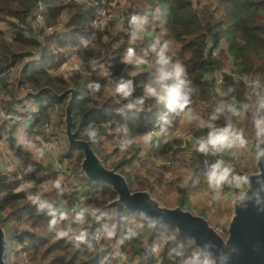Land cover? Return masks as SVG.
Masks as SVG:
<instances>
[{
	"label": "trees",
	"instance_id": "obj_1",
	"mask_svg": "<svg viewBox=\"0 0 264 264\" xmlns=\"http://www.w3.org/2000/svg\"><path fill=\"white\" fill-rule=\"evenodd\" d=\"M109 1L0 0V21L5 24L0 28V110L22 116L29 111L30 120L24 132L27 135L38 133L42 139L51 140L54 116L62 129L61 118L67 94L55 98L48 90H41L18 96L25 88L36 91L48 86L58 93L66 87H73L71 114L74 136L87 140L105 166L122 173L130 189L148 188L164 204L186 207V187L179 185L178 178H173L171 173L181 166H188L192 175L201 178V166L197 152L180 146V139L171 132L178 129L181 115L191 109H197L199 114L190 123V128L207 131L200 125L216 102L222 99L211 100L215 68H226L222 90L234 88L236 91L231 96H235L238 102L244 101L248 92L244 77L264 82V0H196L194 4L191 0H128L124 11L115 17L98 16L99 8ZM133 13L146 15L148 23L139 38L131 42L128 33ZM93 21H102L103 30L93 28ZM82 38H91L96 47H82ZM154 38L176 43L175 48L168 50V55L183 64L190 81L189 104L183 113H169L152 99H146L144 110L136 113L125 107L126 101L112 95L116 82L121 78L134 81L133 97L144 95V84L150 76L149 64L135 66L121 61L127 48L133 47L141 55ZM212 48L217 50L214 54ZM71 55L76 58L78 67L64 74L59 67ZM93 59L97 61L95 71L89 63ZM105 69L109 73L107 76L101 75ZM90 82L101 85V90L94 96L88 89ZM28 99L35 104V110L22 109ZM160 114H166L171 121V126L164 133L158 120ZM47 121L51 122V130L44 133L39 126ZM107 122H110V128L106 126ZM90 123L99 130L97 143L81 135ZM118 123L126 126L130 136L139 138L153 131L158 132L159 139L151 138L148 144L140 143L121 152L118 145L122 135L115 132ZM217 123L222 125L224 119ZM235 124L248 141L245 151L253 152L248 118L241 115L235 119ZM15 126L0 122V141L15 158L14 166L8 161L10 168L0 165V225L5 233V264H174L167 246L158 254L152 252L153 246L166 236L175 235L178 241L184 242L188 239L181 238L173 227L155 224L140 213L124 208L115 212L113 207L106 206L115 192L103 182H98L97 188L92 187L97 190L93 192L91 189L81 201L82 207H89L84 226L71 229L62 219L60 227L69 232V237L56 239L47 229L50 217L37 211L29 195L41 182L53 180L58 175L67 179L60 182L58 188L61 200L71 193V190L64 189L72 184L69 182L71 176L80 178L84 186L91 187V181L79 170L81 149L70 147L65 142V150L57 156L66 159L68 172L49 170L24 147V141L16 138ZM235 149L241 151V148ZM238 155L246 157L243 151ZM29 165L33 171L25 173ZM28 181L35 187H19ZM171 191L175 199L167 204L164 198ZM49 201L55 205L52 211L62 216L64 204ZM111 223L117 226L115 236L105 241L101 237L103 246L96 245L94 232ZM81 229L88 232L93 245L91 248L87 243L77 247L70 238L74 231ZM130 229L137 235L126 238ZM116 250L124 253L125 262H120L113 254ZM16 255L21 256L20 261L15 259Z\"/></svg>",
	"mask_w": 264,
	"mask_h": 264
},
{
	"label": "clouds",
	"instance_id": "obj_2",
	"mask_svg": "<svg viewBox=\"0 0 264 264\" xmlns=\"http://www.w3.org/2000/svg\"><path fill=\"white\" fill-rule=\"evenodd\" d=\"M103 15V13H100ZM148 20L146 15L133 13L129 19V37L130 41L134 42L139 38L140 33L146 30ZM93 28L103 30L104 24L102 21H93ZM81 45L84 48H95L91 38H82ZM149 54L152 59L149 60ZM122 63L133 64H149L150 76L149 80L144 84V95L133 97L135 92V84L132 79L121 78L116 82L112 95L119 97L127 103L125 107L129 111L136 113L144 110L146 99H152L158 106H162L169 113H183L189 104L188 92L190 91V81L187 79V72L183 64L179 61H174L168 55L167 45L162 43L159 38H154L148 47L142 50V54L138 55L133 47L126 49L125 55L122 57ZM90 65L95 71L97 61L91 60ZM108 70L105 69L101 75L107 76ZM243 82L248 92L244 101L238 102L235 96H231L236 90L229 87L227 91L217 89L218 95L222 97L212 107V111L206 120L201 123L202 128H206L207 132L197 137L195 151L208 157H217L211 163L206 164L203 172L204 179L207 182L208 188L213 192H219L225 187L233 188L236 191L233 194V203L241 204L247 198V175L238 172L236 168L223 158L225 151L233 148L246 149L248 141L244 135L237 129L235 119L244 115L248 118L251 125V133L256 142V157L264 155V82L256 78L244 77ZM90 94L93 96L101 90V85L98 82H90L88 84ZM230 99H225L227 97ZM119 103V100L117 101ZM221 118L224 119L222 125L218 124ZM160 121L161 132H166L171 126V121L166 114L158 116ZM118 135H122L119 141V149L121 152L127 151L134 145L140 143L148 144L151 141V135H145L143 139L130 136L126 126H118L115 129ZM86 136L92 143L99 142V130L93 123H90L81 133ZM235 156V153H233ZM33 171L31 165L25 169V173ZM35 187L31 181L25 182L23 189H31ZM56 188H60V182L55 183ZM29 200L36 206L39 213H43L50 217L47 224V229L53 233L56 239L69 237V232L60 227L62 219H68V214L63 217L59 212H53L52 208L55 205L49 201L43 194H30ZM88 210L81 209L74 213V222L80 225L84 222L85 214ZM116 224H105L96 233L94 239L99 241L101 237L104 239H112L115 236ZM137 235L131 229L126 238H131ZM70 238L75 245L79 247L81 243H87L91 248L93 245L88 239L86 230L73 232ZM168 247V254L174 260V264H227L226 258L218 261L213 253L211 246L203 247L195 244L194 238H189L187 242L178 241L175 235L163 237L160 242H157L152 248V252L158 254L163 248Z\"/></svg>",
	"mask_w": 264,
	"mask_h": 264
},
{
	"label": "water",
	"instance_id": "obj_3",
	"mask_svg": "<svg viewBox=\"0 0 264 264\" xmlns=\"http://www.w3.org/2000/svg\"><path fill=\"white\" fill-rule=\"evenodd\" d=\"M191 1L193 4L196 2ZM41 90H48L55 98L67 94L61 118L66 143L81 149L79 170L82 175L92 182L106 183L115 192V196L105 203L106 206L113 207L115 212L124 208L132 213H140L144 219L155 224L173 227L181 238H194L197 246H211L218 261L226 258L227 264H264V155L257 158L255 153V170L244 173L247 175V198L243 203L236 204L231 197L230 212L220 232L204 216L179 204L162 203L148 188L130 189L122 173L105 166L87 140L75 137L71 114L73 87H66L58 93L48 86L36 91L25 88L18 97ZM250 146L256 150L252 133ZM4 238L5 233L0 225V264H5Z\"/></svg>",
	"mask_w": 264,
	"mask_h": 264
},
{
	"label": "rangeland",
	"instance_id": "obj_4",
	"mask_svg": "<svg viewBox=\"0 0 264 264\" xmlns=\"http://www.w3.org/2000/svg\"><path fill=\"white\" fill-rule=\"evenodd\" d=\"M111 2L113 3L111 5V8L113 10H115V14L118 15L122 10L124 11L128 0H111ZM62 16H64V15L62 14ZM4 27H5V24L0 21V28H4ZM162 43L166 44L167 48L169 50L171 49V46L173 45L172 41L171 42L162 41ZM148 58H149V60L152 59L151 54H149ZM74 67H78V64H77L76 58L71 55L69 57V59H67L65 62H63L60 65L59 70L65 74V72H67L69 69H73ZM138 69H140V67ZM23 105H24L22 108L23 110H31V109H34V107H35V104L32 103L31 99L24 101ZM28 115H29V111H28V113L23 115V117H26ZM56 120H57V117L54 116V119L52 120V127L53 128L51 130L54 133V135H52L53 138L51 139L52 144L50 147L51 149H53V152H54V154L52 153L53 158L58 157L57 155L59 153L63 152L66 148V144H65L66 140H65V137H64V134L62 131L63 124H62V129H61V126L59 124H57ZM5 122L7 124H10V125H16L15 126L16 138L19 141H24L25 147L27 149H29L30 151H36L38 148V152L40 151L39 147H38L39 144H36L37 141L33 139V136L35 133L27 135L26 132H24V128H25L26 124L23 122V120L20 122H16V123H9L7 121H5ZM188 123H189L188 121H186V123L182 122L181 124L179 122L178 128L182 129V130H189L191 128H190V126H188ZM20 124H21V126H19ZM183 125H186V126L184 127ZM41 126L42 125L39 126V129L42 128ZM61 131H62V133H61ZM37 135L39 136V138H41V136L38 133H37ZM145 135H151V138H156V139L158 138L159 139V136H157L158 132H153V131L141 135L138 139L142 140ZM142 151L140 152V154H142ZM241 151H243V153L245 154L246 157L245 158L239 157V163L234 167L236 168V170L238 172H241L243 174L247 173V172L254 171L255 170L254 155L256 153V150L254 149V151L253 152L250 151V153H247L245 151V149H241ZM241 151H240V149H238L239 153ZM1 154H5L4 155L5 157H2L3 159H0V160L3 161L5 159V161H7L9 159L10 162H12V165L14 166L15 158L12 156L10 151L6 147H4V145L0 141V157H1ZM107 163H108V161H107ZM0 165L4 166V165H2V163ZM169 174H170V172H168L167 175H169ZM171 175H174L173 178H175V177L178 178L177 183L179 185L186 187V195H187L188 205H184V206H186L184 208H187L194 213H198V214L204 216L212 226L222 227L227 216L229 215L230 199L234 193L231 195H228L227 197H224V200L221 199V197H222L221 194H219L215 198L213 196L211 190L208 188L207 182L204 180V178L202 176H201V178L198 177L199 179L196 178L194 175H192V171H191L190 167H188V166H181L177 171L174 170L171 173ZM69 176H71V175H69ZM72 179H73V177L71 176L70 181H69L70 183H72ZM66 180L67 179H65L63 176L58 175L56 180H54V183H56L57 181L62 183V182H66ZM49 182L52 183L53 181H49ZM86 183H88V182H86ZM24 184L25 183L21 184L19 187H22ZM78 184L81 186L85 185V183L82 182L80 178H78ZM98 184H100V183H95V182L91 181V187H89L88 185H87V187L89 190H91L92 187L97 188ZM36 188L39 191H43V189H41V188L39 189V186H36ZM96 190L97 189L93 190V192H95ZM48 191L50 192L52 197H54L53 196L54 193H56V192L58 193V189L56 187H54L53 185H50V184H48ZM40 194H41V192H40ZM212 197H214V199ZM46 198L48 200H54L55 201L54 198L50 199L48 196H46ZM164 199L166 200L165 202L167 204H171L175 199L174 192L171 191L170 193H167ZM86 208L89 211V207L87 206ZM65 214L66 213L62 212V216H64ZM68 219H70L69 216H68ZM68 219H65V220H66V224L68 225L69 228H71V229H78L79 228V226H77L75 223L69 221ZM129 220H132V219L130 218ZM38 230L39 229H37L36 231H38ZM93 240L95 241L96 245H98L100 247L103 246L102 238L99 241H96L94 238H93ZM104 241H105V239H104ZM116 252H118V250L114 251L113 254L116 255ZM14 257L18 261H20V259H21L20 255H16ZM124 258H125V255H124ZM125 261H126V259H125Z\"/></svg>",
	"mask_w": 264,
	"mask_h": 264
},
{
	"label": "built area",
	"instance_id": "obj_5",
	"mask_svg": "<svg viewBox=\"0 0 264 264\" xmlns=\"http://www.w3.org/2000/svg\"><path fill=\"white\" fill-rule=\"evenodd\" d=\"M88 3L91 2V0H84ZM113 3L111 1H109L107 3V5L105 6H101L99 8V14L98 16L102 17L104 16L105 18H113L115 17V10H113L111 8V5ZM100 13H103V15H100ZM216 48H212L211 52L214 54L216 52ZM226 70V68L224 67H218L215 68L212 72V84H213V94L211 97V100L214 98H221L218 95L217 89L222 90V82H223V73ZM36 109V107L34 108V110ZM28 117V116H26ZM22 115H19L18 113H14V112H3L0 110V121H7L9 123H16V122H20L23 120ZM106 126L108 128L111 127L110 122L106 123ZM117 126H124L123 123H118ZM42 128H40L42 130V132L44 133H48V131L51 130V122L48 123L45 122L42 124L41 126ZM207 131H199L196 129V127L189 129V130H182V129H175L171 132V135L178 137L180 139V146L187 148L188 150H194L195 151V146H196V140L197 137H199L200 135L206 133ZM51 144L52 141L51 140H46V139H41L40 140V148L42 149V151L45 152H49V153H53V149H51ZM197 152V151H196ZM233 153H235V156H233ZM198 157H199V161H200V166H201V175L203 176V172L205 170L206 164L211 163L214 159H216L217 157H206L202 154H200L199 152H197ZM223 158L225 159L226 162L231 163L233 166H236L239 163V155L238 152L235 148L225 151L223 154ZM2 165H4V168H9L8 167V163L5 160H1ZM53 165H54V170H56L59 173H66L67 169H68V163L66 161V159H59L58 157H54L53 158ZM205 180V179H204ZM206 181V180H205ZM66 191L71 190V193L68 194V196L66 197V199L64 198L63 200H61V203L64 204V213L68 214V216L70 217V221L74 222V213L76 211H79L81 209H85V207L81 206V201L85 198V196H87L89 194V192L91 190H89L86 186H81L78 184V182H72L71 185H68L65 188ZM236 190L233 188H229V187H225L223 188L221 191L219 192H212L213 196L216 198L219 194H221V199L224 200V197H227L228 195H231L235 192ZM214 197H212L214 199ZM86 221V214H85V218H84V222L80 225H76L80 227H83ZM215 227V226H214ZM216 230L222 232V227L217 226L215 227ZM99 231V230H98ZM98 231H95L93 234V238L96 235V233ZM116 256L118 258V260L120 262L125 261L124 258V254L120 251L116 252Z\"/></svg>",
	"mask_w": 264,
	"mask_h": 264
},
{
	"label": "crops",
	"instance_id": "obj_6",
	"mask_svg": "<svg viewBox=\"0 0 264 264\" xmlns=\"http://www.w3.org/2000/svg\"><path fill=\"white\" fill-rule=\"evenodd\" d=\"M173 45L171 46V49H173V48H175L176 47V43H172ZM170 49V50H171ZM169 50V49H168ZM199 114V111L197 110V109H191V110H188V111H186V112H184L182 115H181V117H180V119H179V122H180V124L183 122V123H186V121H188L189 123H188V126L190 125V123L193 121V119L195 118V117H197V115ZM30 120V116L28 115V117H26V118H23V122L27 125L28 124V121ZM19 126H21V124L19 125ZM184 127L186 126V125H183ZM40 135V134H39ZM33 139L34 140H36L37 141V143L36 144H39V150L41 151H39L38 152V148H37V150L36 151H30L29 149H27L25 146V148L32 154V156L34 157V158H36V159H39L45 166H46V168L47 169H49V170H54V165H53V154H54V152H53V154L52 153H49V152H45V151H42V149L40 148V140L42 139V137L41 138H39V136L37 135V133H35L34 134V136H33ZM142 150H144V149H142ZM36 153V154H35ZM5 154H1V157H0V159H3L2 157H5L4 156ZM5 160V159H4ZM1 161V160H0ZM8 161H9V163L10 164H12V162H10V160L8 159L7 160V163H8ZM10 164L8 165V167H11L10 166ZM67 172H68V169H67ZM66 172V173H67ZM65 174V173H64ZM54 180H56V178L55 179H53V180H45V181H43V182H41L39 185H37V186H39V189L41 188V189H43V191H39V190H37V188H36V190L33 192V194H35V195H40V192H41V194H43L44 196H48L50 199H55V201L57 202H60L61 203V199H60V197H61V195H60V191L58 190V193L56 192V193H54L53 194V196L54 197H52V195L50 194V192L48 191V184H50V185H53L54 187H55V183H54ZM78 179H76V178H73L72 179V182H78L77 181ZM49 181H53L52 183H50ZM63 185H65V184H63ZM70 185V184H69ZM58 189V188H57ZM64 189H65V187H64ZM61 191H62V189H61ZM63 209V212H64V207L62 208Z\"/></svg>",
	"mask_w": 264,
	"mask_h": 264
}]
</instances>
